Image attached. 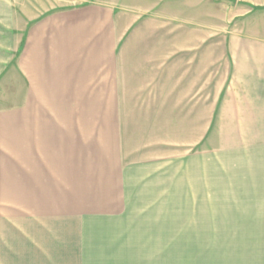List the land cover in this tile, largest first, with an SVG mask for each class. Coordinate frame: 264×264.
Instances as JSON below:
<instances>
[{
    "label": "crops",
    "instance_id": "1",
    "mask_svg": "<svg viewBox=\"0 0 264 264\" xmlns=\"http://www.w3.org/2000/svg\"><path fill=\"white\" fill-rule=\"evenodd\" d=\"M44 3L0 0V264H167L158 214L127 209L163 188L191 264L204 237L264 238V0ZM205 140L250 142L235 195L224 154L168 171L167 142Z\"/></svg>",
    "mask_w": 264,
    "mask_h": 264
},
{
    "label": "rangeland",
    "instance_id": "2",
    "mask_svg": "<svg viewBox=\"0 0 264 264\" xmlns=\"http://www.w3.org/2000/svg\"><path fill=\"white\" fill-rule=\"evenodd\" d=\"M98 1H113L124 7L131 5H137L143 8L154 7L156 10L160 9L161 13L164 9H167V0H62L61 4L69 7ZM44 2L45 5H48L53 2V0H44ZM259 15V13H256L255 16ZM6 40L8 41V39ZM1 54L3 55V53ZM4 66L5 60L0 61V69ZM171 143L179 142H167L168 171L170 170V162L168 161L172 159V157L178 156L180 150L190 153V150H193V152H200L201 149L204 152V156H208L207 158H211L209 155H212L215 152L221 153L222 155L224 154V156H226L224 157L226 158L225 160L228 161V163L225 164L227 165L225 171H228V177L230 178L228 181L230 189L228 191L231 192L232 196L236 194L235 192L237 188H233L236 182L235 177H233V173L237 170L239 171V164H241L237 161L241 157L236 156V154H238L236 149L241 150L240 148H244L245 145L250 142H220L205 140L203 141L202 146L198 145L197 147H192L190 145L180 147V145L175 146V144ZM189 143L190 142H188V144ZM241 162L244 163V158H241ZM206 166L207 165L205 164V171L210 172L211 167L208 165L206 168ZM208 177H210V175ZM169 192L170 191L167 188L159 190L158 194L161 196L159 199L162 201L160 204H146L142 203L144 201L142 198H132L130 199L132 202L127 206V209L130 214L140 219L144 218L145 215H147L146 213L152 212L158 214L155 217L156 224L158 225V223H160L161 227L165 228L167 232L165 236L167 246V264H191L189 260L191 258L190 254L191 252H194L196 246H199L200 244L197 241V237L182 235V233L186 231H176L175 229H172V233L174 234H170V226L169 223H167L166 202L169 199L167 198V193ZM135 193L140 194L142 191L137 190ZM206 196L211 197L212 195L207 191ZM202 240L203 244L200 262L202 261L203 264H264V238L244 236H208L204 237Z\"/></svg>",
    "mask_w": 264,
    "mask_h": 264
}]
</instances>
